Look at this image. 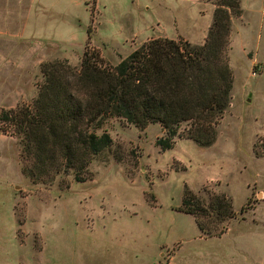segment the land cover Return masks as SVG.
<instances>
[{
  "label": "rangeland",
  "instance_id": "obj_1",
  "mask_svg": "<svg viewBox=\"0 0 264 264\" xmlns=\"http://www.w3.org/2000/svg\"><path fill=\"white\" fill-rule=\"evenodd\" d=\"M216 1L45 0L55 7L35 17L37 30L0 35V110L31 104L40 64L79 66L86 45L110 65L154 37L201 45ZM250 3L231 16V98L212 145L176 135L161 150L159 123L109 118L100 131L112 143L91 160V179L32 183L19 138L0 129V264H264V152L254 153L264 140V11ZM185 188L232 199L223 233L204 234L179 210Z\"/></svg>",
  "mask_w": 264,
  "mask_h": 264
},
{
  "label": "trees",
  "instance_id": "obj_2",
  "mask_svg": "<svg viewBox=\"0 0 264 264\" xmlns=\"http://www.w3.org/2000/svg\"><path fill=\"white\" fill-rule=\"evenodd\" d=\"M241 13L240 0H217L201 45L154 37L115 65L87 45L79 66L66 59L42 62L43 79L32 103L0 110L1 131L20 140L21 173L32 183H52L58 175H72L76 182L91 179V160L112 143L100 131L109 118L139 128L159 123L165 131L156 140L161 150L172 148L176 135L200 147L212 145L231 98V16ZM182 123L187 126L179 131ZM263 152L261 140L254 153ZM179 210L192 215L206 235L223 233L218 222L235 217L227 195L211 194L204 201L189 188Z\"/></svg>",
  "mask_w": 264,
  "mask_h": 264
},
{
  "label": "crops",
  "instance_id": "obj_3",
  "mask_svg": "<svg viewBox=\"0 0 264 264\" xmlns=\"http://www.w3.org/2000/svg\"><path fill=\"white\" fill-rule=\"evenodd\" d=\"M250 1V12L263 16L264 0ZM240 4L242 6V0ZM44 7L51 10L55 6L46 4L45 0H0V35L25 37L37 30L39 26L35 17L44 11Z\"/></svg>",
  "mask_w": 264,
  "mask_h": 264
}]
</instances>
